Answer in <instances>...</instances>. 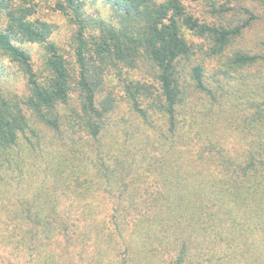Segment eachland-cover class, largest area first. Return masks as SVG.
I'll list each match as a JSON object with an SVG mask.
<instances>
[{"label":"trees","instance_id":"trees-1","mask_svg":"<svg viewBox=\"0 0 264 264\" xmlns=\"http://www.w3.org/2000/svg\"><path fill=\"white\" fill-rule=\"evenodd\" d=\"M38 8L0 0V264H264V0Z\"/></svg>","mask_w":264,"mask_h":264},{"label":"rangeland","instance_id":"rangeland-1","mask_svg":"<svg viewBox=\"0 0 264 264\" xmlns=\"http://www.w3.org/2000/svg\"><path fill=\"white\" fill-rule=\"evenodd\" d=\"M38 2L39 11L37 12L36 17H40L45 20H48L49 22H52L56 26V31L52 34V36L58 41L62 40L66 42L70 35V28L61 13L54 9L55 0H38ZM98 2H100V0H98ZM95 5V3L94 6L88 5V10L94 12ZM26 46L34 52L35 57L39 55L40 48L37 45L27 43ZM3 63L5 64V66H7L6 61H4ZM228 138L232 141L235 140L233 134L231 135L228 133Z\"/></svg>","mask_w":264,"mask_h":264}]
</instances>
